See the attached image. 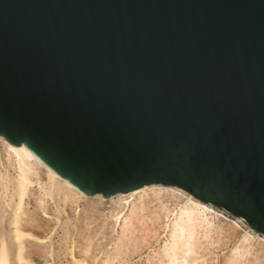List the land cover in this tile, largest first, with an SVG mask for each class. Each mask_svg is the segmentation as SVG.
Here are the masks:
<instances>
[{
    "label": "water",
    "instance_id": "obj_1",
    "mask_svg": "<svg viewBox=\"0 0 264 264\" xmlns=\"http://www.w3.org/2000/svg\"><path fill=\"white\" fill-rule=\"evenodd\" d=\"M0 135L87 195L175 186L264 235V0H0Z\"/></svg>",
    "mask_w": 264,
    "mask_h": 264
},
{
    "label": "rangeland",
    "instance_id": "obj_2",
    "mask_svg": "<svg viewBox=\"0 0 264 264\" xmlns=\"http://www.w3.org/2000/svg\"><path fill=\"white\" fill-rule=\"evenodd\" d=\"M0 142V181L2 180V178H7L6 180L9 181L8 189H6L5 191L2 184L4 183L3 180L0 183L2 185L0 186V202H5H3L2 204L0 203V208L2 207V209L0 210V239L4 238L7 243L9 242L8 245L11 244L9 247L14 253L18 247L13 225L17 209V197H15V199L12 195V191L14 190L13 185L15 184L12 182L16 181L18 172L14 161L9 158L8 152L5 149L6 147L4 146L5 143L1 138ZM8 161L10 162V164ZM11 164H13L12 167H9V165ZM39 171L40 174L44 173L46 175L44 168ZM44 174L35 179V182L31 188L32 190L30 189L29 191L30 196H27L24 202L25 207L23 209L24 214L22 216V229H24V232L26 234V236L24 237V253L28 261L26 264H103L107 260L108 254H110L112 251H115L119 244L120 246L123 244L120 248L121 253L119 252L120 255H118V257L121 258L116 257V259L114 261H111L110 264L159 263V257L157 254V256L154 255V252L159 250L160 246L165 240L164 226L167 223L166 221H168V218L166 217L167 211L163 210L162 204L164 203L166 207L173 209L175 206H177L176 198L180 197L181 192L183 193L186 191H181L180 188L178 189L177 187L175 188V186H170L169 191H165L164 189L162 190V194L159 198L160 200H156V193H154V191H150L151 195L148 199L151 200L152 203L149 206L150 210L147 209V212H145V215L147 217V224L145 221L143 222V227H141V224H138V230L136 231L137 233H135V236L129 234L128 236H126V238L128 237V240H125V237L123 239L121 238L123 237L121 236L122 228L120 225H118L115 219L117 213L121 211L124 206V201L127 198L126 196L123 197L119 194H114L107 198H104L98 197V194L93 196L86 195L81 197L79 195H71V200L69 198V201H65V193L64 191H62L60 193L63 196L58 193L59 195L57 194L58 196H56L55 194V199H52L49 196H44V192L42 189V186L44 185L42 184H44V182L46 184L47 182V177ZM11 177L14 179V181L13 179H10ZM159 188L161 189V187H157L154 190L157 191ZM8 192H11L12 194L10 193V195ZM40 196L43 198V200ZM39 198L41 199L39 200ZM137 198H140V194L131 198L130 204L133 202H137ZM44 199L47 201H44ZM9 201H11L12 205L9 204ZM161 210H163L162 213H160ZM164 212L166 213L165 215L163 214ZM4 213L5 215L3 216ZM159 213L160 215L158 216L160 217V221H158V218H156L158 221L157 222L155 221V217H157V214ZM223 214L225 217L232 219V221H238L237 217L231 215L226 211H224ZM8 222H10L11 224ZM243 223L244 222L241 221V224ZM12 229L13 232L11 231ZM8 234H10V236ZM235 234L236 233L234 232L232 237H230V242H221L219 244L218 242H216L217 238L210 240L212 241V246L210 245V241H207L206 239L201 240L202 246L200 247H202L203 249L199 251V253H201L199 255L207 261L204 262L201 258L200 262H202L200 264H226L229 260V257L233 255L236 246L240 244L242 238L241 235L236 234V236ZM11 235L13 236V238ZM262 235L263 234L261 233L254 234L255 237H253V239L255 238V240H253V244L255 247V251H253L252 255L249 256V262L243 260L242 264H247V262L249 264H264V242H260V236ZM121 239L123 240L122 244ZM205 242L206 244H204ZM258 242L263 245H260ZM207 249H209L210 251H207ZM152 259H154L153 262ZM149 260L151 262H149Z\"/></svg>",
    "mask_w": 264,
    "mask_h": 264
},
{
    "label": "bare ground",
    "instance_id": "obj_3",
    "mask_svg": "<svg viewBox=\"0 0 264 264\" xmlns=\"http://www.w3.org/2000/svg\"><path fill=\"white\" fill-rule=\"evenodd\" d=\"M0 138L4 141V143H5L4 146L6 147L5 149L8 152L9 158L12 161H14V164H15L17 172H18L16 181L15 182L11 181L12 183H15L13 185L14 186V190L12 191L13 194L10 192L13 195V198L17 197V203L15 202L17 205V209H16V214H15V219H14L13 225H14L15 237H16V241L18 243V247L15 250V252L13 253L11 248L9 247L11 244L8 245L9 242L7 243L4 238L0 239V264H26L28 262L26 257H25V253H24V243H25L24 237L26 236V234L24 232V229H22V216L24 214L23 209L25 207L24 206L25 199L27 196H30L29 191L32 188V185L34 184L35 179L40 177V175L44 174V173L40 174L39 170L44 168L45 173H46V175L45 174L44 175L47 177L46 184H45V182H44V184H42V185H44V186H42V189H43L45 197L49 196L52 199H55L54 198L55 194H56V196H58L59 195L58 193L64 191V193H65L64 199H65V201H67L71 195H75V196L79 195L81 197V196H86L87 194L84 193L83 191H81L74 184H72L68 179H66L65 177L58 174L55 170H53L48 164H46L43 160H41L24 143H21L20 145H13L8 140H6L5 137H3L2 135H0ZM7 160H8V158H7ZM9 164H10V162H9ZM12 165L13 164L9 165V167H12ZM17 172H15V173H17ZM2 176H3V174H2ZM5 178H6V176H5ZM6 179L2 178V180L4 182V183H2L4 188L3 187L2 188L4 189V191L6 189H8V182L9 181H7ZM10 179L12 180L13 178L11 177ZM1 181H0V183H1ZM13 181H14V179H13ZM0 186H2V185L0 184ZM157 187H161V189L159 188L160 189V190L158 189L159 191L154 190ZM169 187H170L169 185L148 184V185H144L140 188H136L134 190H131L129 192L117 193L123 197H125V196L127 197L124 201V206H123L122 210L117 213L116 219H115L117 221L118 225H120L122 228V235H121V236H123V237H121L122 239L125 237V240L126 239L128 240V237L126 238V236H128L129 234L135 236V233H137L136 231L138 230L137 229L138 224H141V227H143L142 226L144 224L143 222L144 221L146 222V218H147L145 215V212H147V209L150 208L149 206L152 203V201L148 199L149 196L151 195L150 193L154 191V193H156V200H157L160 198V195L162 194V190L164 189L165 191H169ZM12 189H13V187H12ZM40 189H41V186H40ZM180 190L185 191L181 188H180ZM97 194H98L97 195L98 197H103L102 193H97ZM138 194H140V198H137L138 201L130 204V199L133 198L134 196L138 195ZM94 195H96V194H94ZM176 197H179V196H176ZM41 198H39V200ZM77 198H78V196H77ZM11 199H12V197H11ZM176 199H177V201H176L177 206H175L173 209L166 207V205H164V203L162 204L163 210L167 211V214L165 212L163 214L164 215L166 214L168 221L165 220L167 223L164 226V228H165V240H164L163 244L160 246L159 250L156 251L157 253L154 252V255L157 254L159 257V263L157 262L158 264H200L202 262V261L200 262L202 256L199 255V254H201V253H199V251L201 249H203L202 247H200V246H202L201 240L206 239L207 241H210L212 239L217 238L216 242H218L219 244L221 242H224V243L230 242V237H232L234 232L237 235H241L242 238H241L240 244L239 245L237 244L238 246H236V248L234 249L233 255L231 257H229V260L227 261L226 264H242L243 260H245V261L249 260V256L252 255L253 251H255L254 250L255 247L253 244L254 243L253 240H255V238L253 239V237H255L254 234H256L257 232L253 231L245 222H244L245 224L243 223L244 225L241 224L242 220L239 219L238 217H237L238 221H232V219H229V218L224 216V214H223L224 210H222L216 206H213L211 204L205 203L198 198H195L194 196H192L187 191L183 192V193L181 192L180 197L176 198ZM42 200H43V198H42ZM62 200H63V198H62ZM70 200H71V198H70ZM44 201H47V200L44 199ZM9 202H10L9 204H11V201H9ZM161 203H162V201H161ZM1 209H2V207L0 208V210ZM163 210H161L160 213H162ZM160 213L157 214V217H155V219L158 218V221H160L159 220L160 217L158 216V215H160ZM4 215H5V213L3 214V216ZM155 221H157V219ZM8 223H10V222H8ZM146 224H147V222H146ZM151 228H153V227H151ZM6 229H7V227H6ZM140 229H143V228H140ZM11 231L13 232V229ZM141 231H143V230H141ZM149 231H150V229H149ZM8 235L10 236V234H8ZM12 238H13V236H12ZM260 238H261L260 242H264V235L260 236ZM122 239H121V244L123 241ZM234 239H235V237H234ZM129 240H130V237H129ZM211 242L212 241H210V245H211ZM13 244H14V242H13ZM204 244H206V242ZM259 244L263 245L261 243H259ZM122 245L120 246V244H119L118 247L115 249V251H112L110 254H108L107 260L103 264H110L111 261H114L116 259V257H118V255H120V253H121L120 248L122 247ZM116 246H114V247H116ZM208 250L209 249H207V251ZM109 252H110V250H109ZM118 258H121V257H118ZM150 260H149V262H151ZM202 260L204 262L207 261L206 259L204 260V258H202ZM263 260H264V258H263ZM153 261H154V259H152V262ZM248 262H247V264H249ZM244 264H246V263H244Z\"/></svg>",
    "mask_w": 264,
    "mask_h": 264
}]
</instances>
